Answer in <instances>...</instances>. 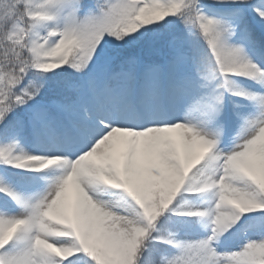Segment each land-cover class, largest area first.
I'll return each instance as SVG.
<instances>
[{
	"label": "snow or ice",
	"instance_id": "1",
	"mask_svg": "<svg viewBox=\"0 0 264 264\" xmlns=\"http://www.w3.org/2000/svg\"><path fill=\"white\" fill-rule=\"evenodd\" d=\"M0 264H264V0H0Z\"/></svg>",
	"mask_w": 264,
	"mask_h": 264
}]
</instances>
